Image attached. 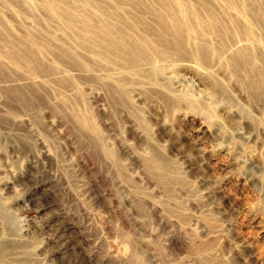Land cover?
Masks as SVG:
<instances>
[{"label":"rangeland","instance_id":"obj_1","mask_svg":"<svg viewBox=\"0 0 264 264\" xmlns=\"http://www.w3.org/2000/svg\"><path fill=\"white\" fill-rule=\"evenodd\" d=\"M208 1L221 53L127 67L58 12L155 0H0V264H264V32Z\"/></svg>","mask_w":264,"mask_h":264},{"label":"bare ground","instance_id":"obj_2","mask_svg":"<svg viewBox=\"0 0 264 264\" xmlns=\"http://www.w3.org/2000/svg\"><path fill=\"white\" fill-rule=\"evenodd\" d=\"M155 2L156 8L149 4L148 8L136 7L132 11L95 7L87 2L80 8L62 10L58 12L57 17L64 28L82 36L84 40L80 46L85 50L99 48L96 51L100 54H108L114 59L124 61L127 67L134 65L129 64L131 62L143 60L150 64L157 56L170 57L171 50L177 48L202 62L210 59L212 53H221L222 49L214 47L211 41L217 38L223 41L222 30L227 29V26L220 12L216 11L208 0H196L193 4L182 1L176 8L170 5L169 0ZM245 12L264 32V0H247ZM195 25L201 26L205 33L195 34L196 42L185 40V29L191 31L196 28ZM135 28L134 35L128 31ZM209 35L211 39L207 38ZM247 36L253 39L251 32H248ZM261 42L264 43V33ZM234 54L229 55L227 59L233 66L240 62L247 65L255 77L258 73L261 74V68L252 65L255 59L264 62V57L259 53L253 58L248 48L242 47ZM243 83L250 86L254 82Z\"/></svg>","mask_w":264,"mask_h":264}]
</instances>
